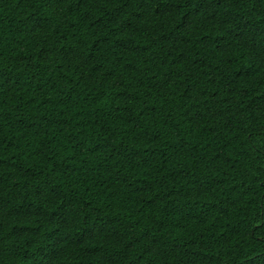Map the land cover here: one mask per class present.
<instances>
[{"label":"trees","instance_id":"16d2710c","mask_svg":"<svg viewBox=\"0 0 264 264\" xmlns=\"http://www.w3.org/2000/svg\"><path fill=\"white\" fill-rule=\"evenodd\" d=\"M0 264H264V0H0Z\"/></svg>","mask_w":264,"mask_h":264}]
</instances>
